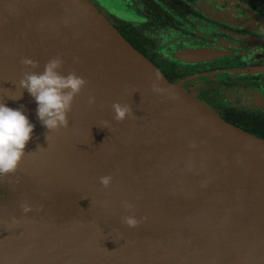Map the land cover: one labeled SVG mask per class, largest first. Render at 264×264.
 <instances>
[{
  "label": "water",
  "instance_id": "water-1",
  "mask_svg": "<svg viewBox=\"0 0 264 264\" xmlns=\"http://www.w3.org/2000/svg\"><path fill=\"white\" fill-rule=\"evenodd\" d=\"M56 56L88 84L48 142L20 61L42 72ZM114 102L135 116L115 121ZM0 103L34 125L0 180V264H264V138L171 82L91 1L0 0Z\"/></svg>",
  "mask_w": 264,
  "mask_h": 264
},
{
  "label": "flooded vegetation",
  "instance_id": "flooded-vegetation-1",
  "mask_svg": "<svg viewBox=\"0 0 264 264\" xmlns=\"http://www.w3.org/2000/svg\"><path fill=\"white\" fill-rule=\"evenodd\" d=\"M173 83L264 138V0H89Z\"/></svg>",
  "mask_w": 264,
  "mask_h": 264
},
{
  "label": "clouds",
  "instance_id": "clouds-1",
  "mask_svg": "<svg viewBox=\"0 0 264 264\" xmlns=\"http://www.w3.org/2000/svg\"><path fill=\"white\" fill-rule=\"evenodd\" d=\"M21 64L26 66L20 80L19 86L26 89L37 103V116L40 122L48 130L46 139L49 142V134L58 132L61 128H68V113L72 111L74 99L79 95L88 81L76 74L75 70L67 75L62 73L64 61L60 56L48 60L44 65L42 72L28 70L39 67V62L30 58H22ZM157 74V79H159ZM154 92H162L155 82L152 84ZM19 97L11 99H19ZM88 103L94 104L95 97L90 96ZM23 105L19 108H10L4 103H0V180L9 178L11 182L12 174L16 173L22 158L26 155L25 147L30 141L34 125L29 121L23 111ZM114 111L113 119L122 122L129 116H135L130 104L114 102L112 104ZM109 122L104 120L101 127L109 128ZM40 148V147H38ZM101 185L108 189L111 186L112 176L104 175L99 178ZM126 211L132 210L133 205L127 201L123 202ZM43 207L42 205L40 206ZM24 213L32 210L31 206L24 202L21 204ZM13 223L17 220L12 218ZM122 222L130 228L137 227L143 219H137L134 215L123 216Z\"/></svg>",
  "mask_w": 264,
  "mask_h": 264
},
{
  "label": "rangeland",
  "instance_id": "rangeland-1",
  "mask_svg": "<svg viewBox=\"0 0 264 264\" xmlns=\"http://www.w3.org/2000/svg\"><path fill=\"white\" fill-rule=\"evenodd\" d=\"M0 190H2V189H0Z\"/></svg>",
  "mask_w": 264,
  "mask_h": 264
}]
</instances>
